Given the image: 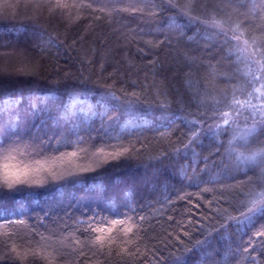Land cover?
<instances>
[{
    "label": "snow or ice",
    "instance_id": "1",
    "mask_svg": "<svg viewBox=\"0 0 264 264\" xmlns=\"http://www.w3.org/2000/svg\"><path fill=\"white\" fill-rule=\"evenodd\" d=\"M84 8L92 5L0 0V25L26 33L24 21L46 13L72 22ZM145 8L157 25L148 33L154 38L145 41L149 50L179 48L189 65L222 76L226 87L217 95L193 93V112L182 104L174 111L164 90L145 107L136 92L117 95L108 85L101 91L83 81L67 83V73L64 82L37 89L44 93L39 97L0 80V264H101L113 254L143 255L151 221L175 211V203L191 205L193 195L202 199L201 193L213 191L220 195L204 201L207 214L194 217L186 209L187 219L167 217L176 227L151 249L149 264H208L212 254L222 257L213 264H264L258 258L264 257V27L260 35L250 27L256 21L264 26V0H149L132 11ZM225 60L230 72L217 68ZM148 62L154 65L156 58ZM176 120L189 129L172 149L176 156L206 149L200 162L208 179L194 194L171 183L174 155L144 157L133 141L145 129L171 135ZM130 161L144 167V175L125 187L111 185V173ZM257 168L259 183L232 174L247 176ZM43 189L51 191L41 199Z\"/></svg>",
    "mask_w": 264,
    "mask_h": 264
},
{
    "label": "trees",
    "instance_id": "2",
    "mask_svg": "<svg viewBox=\"0 0 264 264\" xmlns=\"http://www.w3.org/2000/svg\"><path fill=\"white\" fill-rule=\"evenodd\" d=\"M7 2H15V0H7ZM82 2L91 4L92 8L82 9L80 18L72 22L45 13L34 21H24L28 24L26 33L23 28L19 32L6 31L0 25V80L7 78L15 86V90L27 92L31 89L35 96L39 97L44 93L37 89L47 88L57 79L64 82V74L67 73V83L83 81L101 91L108 85L109 90L115 91L117 95L121 92H136L142 101L147 102L145 107L153 102L157 90H164L172 102L174 111L182 104L186 111L193 112L196 110L195 105L190 106L193 93L207 92L209 95H217L226 87L227 82L222 76L213 78L205 68L189 65L180 55L179 48L170 50L161 47L149 50L145 46L146 40L154 38L148 33L157 25L147 17L146 8L144 13L134 12L132 9L142 8L149 3V0H82ZM204 2L214 4L227 3L230 0H204ZM250 27L253 34L260 35L264 26L256 21ZM191 34L189 32V35ZM199 42L204 43L203 40ZM140 49H143L146 55H142ZM153 57L156 58L154 65L148 62ZM33 62L38 63V69L33 66ZM217 68L220 72L231 71L227 60L223 65H217ZM160 131L163 129L157 131L145 129L139 134L138 140L134 134L135 148L139 149L144 157L158 156L164 152L174 155L172 174L176 175V179L171 183L175 187L183 188L184 191L193 194L198 192L199 188H204L206 185L201 183V179L206 181L208 175L203 171V164L200 161L206 154V149L196 147L199 156H193L190 151L186 154L182 152L178 156L172 152L178 138L184 140L189 131L180 120H176L171 135L161 137ZM204 143L207 145L208 141L205 140ZM214 159L219 163V157ZM208 167L215 174L211 161ZM181 168L184 169V176L179 175ZM145 172L144 167H138L135 161H130L129 166L112 172L108 179L111 185L125 187L128 179L142 176ZM232 174L236 180L247 181L251 178L253 182L259 183V168L248 171L247 176L236 172ZM197 184L199 188L196 187ZM50 191V189L41 190L40 198L42 199ZM68 191L75 190L69 186ZM214 195L219 196L220 192L201 193L202 199L193 195L191 205L187 204V201H180L175 203V211L167 210L162 216L151 221V224L146 226L145 242L148 251L144 252L142 247L143 255L120 257L113 254L110 258H100L101 264H149L151 249L160 247L165 231L171 232L176 227L167 217L174 216L176 220L187 219L186 209L190 210L194 217L201 213L207 214L204 201L210 200ZM197 204L200 205L199 209L196 207ZM258 258L264 259V257ZM220 259L221 256L212 254L208 264ZM230 264H235V261H231Z\"/></svg>",
    "mask_w": 264,
    "mask_h": 264
}]
</instances>
